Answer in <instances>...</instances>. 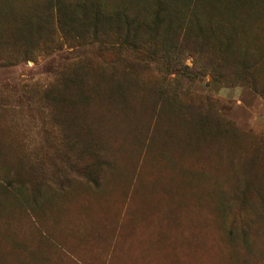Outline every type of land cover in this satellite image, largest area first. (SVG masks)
<instances>
[{"label":"rangeland","instance_id":"374dc122","mask_svg":"<svg viewBox=\"0 0 264 264\" xmlns=\"http://www.w3.org/2000/svg\"><path fill=\"white\" fill-rule=\"evenodd\" d=\"M58 1L0 0V264H264V0H95L162 6L222 78Z\"/></svg>","mask_w":264,"mask_h":264},{"label":"trees","instance_id":"16d2710c","mask_svg":"<svg viewBox=\"0 0 264 264\" xmlns=\"http://www.w3.org/2000/svg\"><path fill=\"white\" fill-rule=\"evenodd\" d=\"M55 4L59 5V1L56 0ZM76 6L77 8L73 12H66L64 14L67 18L66 22L68 27L76 29L75 26L78 24L81 27V29L78 30L81 32L86 33L89 32L88 30H95L98 33H104L103 30L108 28L109 22L111 30H114V28L118 29L122 32L121 36L123 39L138 50L144 49L150 41H154L158 47L164 45L171 47V49H167L168 51L183 48L190 50L191 48L200 53H207L209 55V58L206 59V66L204 65V67L210 68L211 71L219 76V78H222L224 74H226L224 71L228 65L225 63L223 53L216 57L210 50L205 49L204 45L200 42H194L190 45L183 42L178 43L179 38L188 34L186 29L175 31L169 25L165 28L166 30L163 31L162 27L169 22L170 19L167 18V13L162 6H158L150 17L132 13L128 8H123L122 10L116 11L112 14H108V12L102 9L101 5L95 0H85L76 4ZM79 8L82 9L80 13ZM52 16L59 25L62 24L61 21L64 17L59 14V7L52 10ZM177 16H179L178 13ZM199 33L202 34L201 31ZM169 42H172V44H169ZM225 48L229 50V43L227 39ZM243 67V70L246 72L245 79L254 84L256 81L254 74L251 72V66L244 63ZM48 95H50V93ZM97 97L100 96H96V98ZM100 98L104 99L103 97ZM93 99H91L87 104H84L82 108L88 106ZM104 100L106 101V99ZM108 101L112 103L109 99ZM199 106L201 107V105ZM69 163L70 166L79 173L86 172L88 168L86 161H84L81 157H76L73 161H69ZM243 192L244 191H241V194Z\"/></svg>","mask_w":264,"mask_h":264}]
</instances>
